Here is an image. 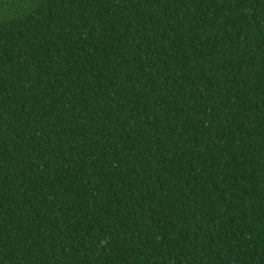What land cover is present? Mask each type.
<instances>
[{
    "label": "trees",
    "instance_id": "16d2710c",
    "mask_svg": "<svg viewBox=\"0 0 264 264\" xmlns=\"http://www.w3.org/2000/svg\"><path fill=\"white\" fill-rule=\"evenodd\" d=\"M0 264H264V0H0Z\"/></svg>",
    "mask_w": 264,
    "mask_h": 264
}]
</instances>
